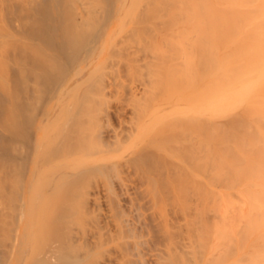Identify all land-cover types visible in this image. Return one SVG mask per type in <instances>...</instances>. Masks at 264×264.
Returning <instances> with one entry per match:
<instances>
[{
	"label": "bare ground",
	"instance_id": "obj_1",
	"mask_svg": "<svg viewBox=\"0 0 264 264\" xmlns=\"http://www.w3.org/2000/svg\"><path fill=\"white\" fill-rule=\"evenodd\" d=\"M0 264H264V0H0Z\"/></svg>",
	"mask_w": 264,
	"mask_h": 264
},
{
	"label": "rangeland",
	"instance_id": "obj_2",
	"mask_svg": "<svg viewBox=\"0 0 264 264\" xmlns=\"http://www.w3.org/2000/svg\"><path fill=\"white\" fill-rule=\"evenodd\" d=\"M182 4H180V6H181ZM184 5V4H183ZM173 6H174V4H173ZM178 6V5H177ZM177 6H175V7H177ZM184 7V6H183ZM174 8V7H173ZM179 8V7H178ZM181 9H182V7H180ZM196 8H198V7H196ZM195 7H193V8H190V9H192L193 10V17H194V15H195V13H196V17H194V19H196V18H199L198 20H202V15L200 16V14H197V12L196 11H194V9H196ZM184 9V8H183ZM177 11V9L176 8H174V11ZM192 10H190V11H192ZM190 13H192V12H189V13H186V14H189V15H184V17H186V18H183L184 20H185V22H186V20H191V19H187L189 16H191V14ZM184 14V13H183ZM183 14H181L182 16H183ZM199 16V17H198ZM192 17V16H191ZM201 18V19H200ZM193 21H195V20H193ZM185 22H183L184 24H185ZM190 23L192 22V21H189ZM196 22H198V21H196ZM196 22H194V23H196ZM187 23V22H186ZM189 23V25H191ZM194 24H192V27L194 28V26H193ZM197 25V24H196ZM195 25V26H196ZM186 26V25H185ZM187 27H188V23H187ZM191 28V27H190ZM196 32V31H195ZM195 32H193L192 31V33L191 32H189L190 34L189 35H191V36H193L194 37V34H195ZM194 33V34H193ZM198 35V32L196 33V35H195V37ZM218 39H219V37H218ZM217 38H216V40H218ZM249 38H246V40H248ZM225 40H230V37L229 38H225V39H221V41H225ZM244 40V41H243ZM241 42H245L246 40H245V38L243 39ZM250 40V39H249ZM218 41H220V40H218ZM246 42H248V41H246ZM243 45V44H242ZM238 47V49L239 48H241V47H243V46H237ZM237 47H236V49H237ZM219 49H220V47H219ZM225 49V48H224ZM234 47H228L227 49H225V50H227V51H229L230 53L231 52H233L234 51ZM222 48H221V50L219 51V52H221V55H224V54H222ZM225 50H223V52L225 51ZM227 51H225V52H227ZM228 53V52H227ZM225 55H226V53H225ZM211 77H213V76H211ZM208 79V78H207ZM223 83H225V82H223ZM207 84V83H206ZM205 84V85H206ZM257 136V135H256ZM229 173H231L232 172V170H230V171H228ZM231 177V176H230ZM235 178V176H232L231 178H229V180H231V179H234Z\"/></svg>",
	"mask_w": 264,
	"mask_h": 264
}]
</instances>
